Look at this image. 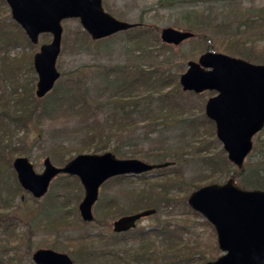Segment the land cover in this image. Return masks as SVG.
<instances>
[{"label":"rangeland","instance_id":"rangeland-1","mask_svg":"<svg viewBox=\"0 0 264 264\" xmlns=\"http://www.w3.org/2000/svg\"><path fill=\"white\" fill-rule=\"evenodd\" d=\"M102 7L117 20L135 23L136 27L94 41L77 18L61 22V49L56 60L60 75L53 87L78 78L79 84L74 89L78 90L77 93L84 92L86 112L79 115L76 108L66 107L47 115L35 113L27 126L13 130L11 141L17 149L9 157L12 161L16 157L28 158L37 173L43 170L46 158L56 167H62L76 155L113 153V149L119 150L118 154H113L120 159L137 158L149 163L156 161L155 153L170 151L171 155L167 158L170 164L143 174L145 178L140 174L128 175L126 180L120 181L107 179L99 188L98 198L92 206L93 221L84 224L78 210L84 196L83 187L79 180L74 183L73 178H67V174L53 177L41 198L24 192L22 195L15 194L10 201V193L0 188V264H34L32 254L40 248L65 253L74 264H80L82 257L75 256L76 248L80 251L84 245L86 252L96 250L119 254L115 264H203L198 263L199 256L206 257V261L214 260L222 254L216 243L215 230L198 212H192L186 200L192 191L202 185L222 184L231 178L235 166L230 163L229 171L221 166L219 157L222 158L223 146L204 113L205 102L217 92H184L179 76L186 71L188 60L196 61L202 53L207 52L204 47L206 42L213 45L214 52L264 65L260 60L264 57V0H102ZM12 21L9 6L5 0H0V48L4 46L1 35H13L9 25ZM164 27L190 31L194 36L178 45H169L159 38ZM43 35H39L37 44H32L28 39L31 46L22 38L28 47L17 44L9 56L17 58L28 51L24 55L31 54L33 63V56L40 45L52 39L51 34H45L46 39ZM148 45L150 53L146 52V57H143ZM241 52L255 57L246 59L239 54ZM3 54L0 49V58ZM19 59L26 63V57ZM137 62L145 70L142 79H168L164 86L160 85V89H156L157 83L150 87L137 85L134 92L145 99L141 98L133 105L130 101L119 104L111 95L118 87L120 73L127 71L131 75L130 71ZM9 64V61H0V89L4 92L9 89V75L13 72ZM32 76L35 95L37 75L34 72ZM174 84L179 87L176 93L170 91L174 89ZM154 90L157 93L161 90V94H172L170 98L166 97V101H161L158 95L151 93ZM151 94L155 96L148 101L146 98ZM169 107L170 110L167 109ZM168 112L177 114L176 119L166 118L170 117L165 116ZM155 115L157 121H150ZM95 128L113 136L91 139ZM88 132L90 152H84L82 146L88 140ZM252 145L255 149L244 160L243 174L241 177H237L238 174L234 176L236 184L243 189L250 188H244L240 179H244L245 174L259 164V158L264 157V128L254 134ZM73 148L77 149L73 151ZM173 151L177 152L175 158L172 157ZM157 159L158 162L164 161L162 157ZM147 185L153 186L148 194L155 206L125 213L136 214L149 209L155 212L139 219L136 228L127 234L115 235L113 221L127 214L114 217L113 210L108 209L109 203L112 200V204L119 207L122 204L130 206L129 203L136 200ZM160 188L164 190L162 195ZM51 197H56L54 206L58 209L52 213L53 217L63 222L54 228L43 229L40 226L43 225V216H46L41 212V205L48 199L50 202ZM6 201L10 205H3ZM162 229H174L177 236L170 238L167 233V237L152 233ZM143 233L150 236L147 239L148 242L152 241V251L148 243H142ZM84 235L90 240L96 238L95 242L82 240L81 236ZM172 240L178 245L169 251ZM183 242L192 250L183 254ZM89 246L91 249H87ZM147 246L148 253L144 252ZM105 260L89 261V264H104Z\"/></svg>","mask_w":264,"mask_h":264},{"label":"water","instance_id":"water-1","mask_svg":"<svg viewBox=\"0 0 264 264\" xmlns=\"http://www.w3.org/2000/svg\"><path fill=\"white\" fill-rule=\"evenodd\" d=\"M5 1L11 18L32 44H37L41 34L52 36L33 56L37 98L44 97L59 78L56 60L61 49L63 20L77 18L94 41L136 26L104 11L102 0ZM193 36L190 31L164 27L159 38L174 46ZM179 83L184 92H217L205 102L204 113L214 122L215 135L229 162L242 168L253 149L254 134L264 128V65L207 50L196 61L188 60ZM169 164L120 159L112 152H103L76 155L62 167H56L46 158L40 173L34 170L28 158L16 157L12 168L21 188L34 198L46 193L56 175L76 176L84 190L78 206L80 217L84 222H91L94 219L92 206L104 181L118 175L136 176ZM186 201L213 226L216 243L222 251L216 259L203 264H264V190L240 188L234 178H229L222 184L202 185L192 191ZM154 212L149 209L120 216L113 221L112 230L117 233L134 229L139 219ZM32 260L35 264H74L67 254L43 248L33 252Z\"/></svg>","mask_w":264,"mask_h":264},{"label":"trees","instance_id":"trees-1","mask_svg":"<svg viewBox=\"0 0 264 264\" xmlns=\"http://www.w3.org/2000/svg\"><path fill=\"white\" fill-rule=\"evenodd\" d=\"M12 27L13 30V37H7V35H1V44H4V46H2L0 49L2 52H4L3 56L0 58V61H9V65L10 68L13 69V72L9 75V80H8V86H9V91H3L0 89V188L2 189H6L10 195H11V200L13 199V196L15 194H20L22 195V193L27 192L26 190H23L21 188V186L19 185L15 172L11 166V161L12 158L9 157L12 156V154L14 155L16 152L15 146L12 144L13 141H11L12 139V133L13 130L15 128H24L25 126L28 125L29 119H32L35 116V113L37 115V113L39 112V114L41 115H47L51 112H56L58 111V109H63L66 107L69 108H76V113L79 115H83L84 112H86V98L84 96V92L83 93H77L78 90L74 89L77 88V85L79 84V79L78 78H71L68 80L67 84H63V83H58V85L56 87H53L52 90L50 92H48L44 97L42 98H37L34 93H33V76L32 74H34V69H33V65H32V57L30 55H24L26 54V52H22L17 58L15 57H10L9 56V52H11L12 50H15V45L19 44L22 47H28L27 45L31 46V44L28 41L27 36L25 35L24 31L21 29V27L15 22L12 21V23L9 24ZM136 27V26H135ZM134 27V28H135ZM134 28H130L134 29ZM240 28V27H239ZM127 30V31H130ZM44 39L47 38V36L44 34L42 36ZM22 38L25 40L26 44L25 45L22 41ZM140 42V41H139ZM65 44V40L63 39V45ZM164 43H161V45H163ZM206 50H210V51H214V47L211 43L206 42L204 45ZM147 49H145L143 51V57L145 56V53H150V45H148L146 47ZM241 54L244 58L246 59H253L252 54L250 53H239ZM27 58L26 59V63L24 64L22 60H20L19 58ZM146 57V56H145ZM257 60L259 58H256ZM262 62H264V57L260 59ZM15 64V65H14ZM24 64V66H23ZM8 66H6L7 68ZM11 69L9 71H11ZM133 71V73H132ZM131 75L127 74L126 72L121 71V79L119 81H117V88L115 91H113L111 97L115 99V102H119V104L122 103H127L130 101V104H136L137 101H140L141 98L145 99L144 96L139 95L138 93L134 92V89L137 88V85H145L146 87H150L153 86L155 83H157V87L156 89H160V85L164 86L167 79L168 78H160L156 81H150V80H145L142 79L143 74L145 72L144 68H142V66L140 65V63L137 62V64L135 63L134 66L132 67V70L130 71ZM130 77H129V76ZM36 79V78H35ZM174 89H171V92H175L179 91V87L177 86V84H174ZM156 90H154V92L151 93H155L156 95H158V99L161 101H166V97L170 98V94H172L171 92H165V94H161V90L160 93L155 92ZM152 96H155L153 94H151V96L149 95L146 99L148 101H151ZM2 101H4L5 103H3ZM126 101V102H125ZM136 102V103H135ZM77 106V107H76ZM171 107L167 108L170 110ZM38 110V111H37ZM37 111V112H36ZM175 113L172 112H168L165 114L170 116V117H166V118H174L176 119V115H174ZM159 115L162 116V112L159 111ZM207 118V117H206ZM208 122L212 125V128H215L214 122L210 119H208ZM150 121H157V116H153L152 119H150ZM102 129V128H101ZM89 131V130H88ZM2 132V133H1ZM104 130H96L93 129L92 134H91V139H102V138H110L111 133L107 132L106 134H104ZM111 132V130H110ZM86 137H89V132L87 133ZM77 149V148H73V151ZM82 149L84 150V152H90V141L89 138L86 141V143L84 144V146H82ZM255 149V147H254ZM253 149V150H254ZM100 150V149H98ZM8 153H7V152ZM18 151H22V150H18ZM17 151V152H18ZM113 153H117L119 150L117 149H113L112 150ZM174 154L172 155L173 158H175L177 156V152L173 151ZM180 152H183L182 150ZM222 152V158L219 157L221 166L223 165V167L226 168L227 171H229L230 168V162L228 160V158L226 157V154L224 152V150H221ZM154 153V152H153ZM26 154V152L24 153ZM78 154V153H77ZM118 154V153H117ZM264 154V152H263ZM122 155V153H121ZM120 155V156H121ZM171 155L170 151L165 152L164 154H162L161 152H157L154 155V158L156 161H153V163L157 164V163H165L168 162L167 158ZM125 156V155H124ZM158 157H162L164 159V161L162 162H158L159 160L157 159ZM264 157L259 158V164H257L255 167H253L252 169L249 170L248 173L245 174L244 179L241 178L240 179V183L242 186L248 187L250 189H262L264 190ZM72 159V158H71ZM66 160H69L66 159ZM68 162V161H67ZM243 169L242 168H237V167H233L232 169V174L231 178H234L235 175L238 174L237 177H241V175L243 174ZM145 173H142L140 177L145 178V175H143ZM64 175V174H63ZM140 175V174H138ZM137 175V176H138ZM67 178H73V181L75 180L74 183H78L77 177H70L68 175H65ZM128 175H118L115 176L114 178H111V180L113 181H120V180H126V178H128ZM156 180V179H152L151 181ZM105 182V181H104ZM151 182L148 183V185ZM80 185V184H79ZM147 185V186H148ZM152 185L148 186L146 189L143 188V191L139 193V195L137 196V199L134 200L133 202L129 203L130 206L127 205H123L121 207H119L117 204H112L113 201L111 200V202L109 203V210H113V215L114 217H116V215L119 214H127L125 212H136L138 211V209H144V208H149V207H154L155 206V202L153 201V199H151L152 197L148 194V190L152 189ZM80 188V187H79ZM161 192V195L163 193V189L160 188L159 190ZM164 194V193H163ZM53 195V194H52ZM51 195V196H52ZM56 200V197H54ZM53 197H51V201L49 202V199L46 200L45 204L41 205V212H43L45 214L44 217L43 216V225L40 226L43 229L45 228H54L57 225H59L61 222H63V220H61L60 218H55L53 217L54 214H52L53 212H57V206H54V204H56L55 200ZM160 198V197H159ZM160 200H163L162 198H160ZM9 201L4 202L3 205H10ZM128 207V208H127ZM128 209V210H127ZM192 212H194V214H197V212H195L194 210H192ZM40 213V214H43ZM49 213V215H48ZM39 215H37L36 218H38L39 220ZM46 218V219H45ZM1 219V218H0ZM207 224L208 222L205 221ZM32 224V222H30ZM30 223H28V226H30ZM82 224L86 223L84 221H81ZM40 225V223H39ZM132 231V230H131ZM135 231V230H133ZM139 233H141V230L138 231ZM137 233V232H136ZM135 233V234H136ZM138 233V234H139ZM153 234L159 235V236H166V233L168 235V237L170 238H174L175 236H177V234H175L174 229L172 230H166V229H162V230H154L152 232ZM117 235V234H115ZM82 240H86V241H90V243H92V241L95 242L96 238H92L90 240V238L87 237V235L81 236ZM167 237V236H166ZM88 238V239H87ZM142 238V243H148V246H151V242H148V239L150 238V236H145L143 233V237ZM148 238V239H147ZM99 240V239H98ZM182 244V243H181ZM178 245L177 242L174 240H172V243L169 244L168 246V250L172 251L173 246ZM183 254L188 252L189 250H192V247H190L189 245H186L183 242ZM85 246V245H84ZM83 248L79 251L77 248V253L75 254V256H81L82 260L80 261V264H89V261H96L99 260V262H101L103 259H107L105 260L104 264H115V261L117 260L116 257H119V254H116L115 252H99L96 250L90 251V252H86V247ZM145 247L144 252L148 253L149 252V247ZM215 250L217 249V245H215ZM154 247H150V251L153 250ZM191 248V249H189ZM68 249V248H67ZM87 249H91L90 246L87 247ZM76 252V251H75ZM174 252V251H173ZM172 252V253H173ZM170 253V254H172ZM216 254V252H214ZM182 254V256H183ZM133 256L131 255V258ZM122 258V257H121ZM186 258V257H185ZM134 259V258H133ZM188 260V259H187ZM206 260H208L206 257L204 258L203 256H199L198 258V263H204ZM35 264V263H34Z\"/></svg>","mask_w":264,"mask_h":264},{"label":"flooded vegetation","instance_id":"flooded-vegetation-1","mask_svg":"<svg viewBox=\"0 0 264 264\" xmlns=\"http://www.w3.org/2000/svg\"><path fill=\"white\" fill-rule=\"evenodd\" d=\"M138 222V221H137ZM137 222H136V224H137ZM136 228V227H135ZM134 228V229H135ZM130 230H132V229H128V231H122V232H117V233H115V234H118V235H120V234H127L128 232H130Z\"/></svg>","mask_w":264,"mask_h":264}]
</instances>
